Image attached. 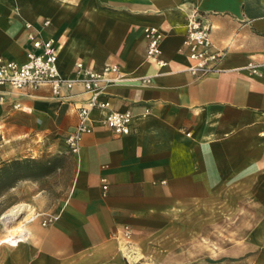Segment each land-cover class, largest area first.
<instances>
[{"label": "crops", "instance_id": "crops-1", "mask_svg": "<svg viewBox=\"0 0 264 264\" xmlns=\"http://www.w3.org/2000/svg\"><path fill=\"white\" fill-rule=\"evenodd\" d=\"M195 12L222 52L220 70L201 78L180 52ZM26 22L59 42L65 76L78 61L120 64L127 79L101 99L131 110L133 131L114 134L101 121L106 111L94 109L92 132L73 153L64 137L90 99L82 86L59 99L48 85L0 84V160L57 155L68 177L54 213L37 211L51 222H27L28 236L0 264H124V225L144 238L242 184L264 199V0H0V57L26 60ZM148 25L164 34L163 64L147 56Z\"/></svg>", "mask_w": 264, "mask_h": 264}, {"label": "rangeland", "instance_id": "rangeland-1", "mask_svg": "<svg viewBox=\"0 0 264 264\" xmlns=\"http://www.w3.org/2000/svg\"><path fill=\"white\" fill-rule=\"evenodd\" d=\"M28 152L0 160V241L6 234L1 217L9 207L26 202L34 211L52 214L65 195V158L33 155L32 151L26 155ZM25 158L44 163H19L11 172L1 169L12 160ZM247 188L242 184L241 193L231 187L211 194L203 204L197 201L189 213L180 212L171 223L144 238V232L142 237L135 236L131 225H124L131 232L126 236L121 231L119 236L124 264H264V199ZM38 218L43 221L42 215ZM13 246L0 242V262Z\"/></svg>", "mask_w": 264, "mask_h": 264}, {"label": "built area", "instance_id": "built-area-1", "mask_svg": "<svg viewBox=\"0 0 264 264\" xmlns=\"http://www.w3.org/2000/svg\"><path fill=\"white\" fill-rule=\"evenodd\" d=\"M50 20H45L44 25H49ZM30 50L23 62L0 57V84L10 83L19 88L48 85L56 98L69 97L70 92L80 85L83 91L90 94V99L85 105L78 106L79 121L75 128L64 137L67 148L76 153L80 149L83 136L92 132L90 124L91 112L94 109L105 110L102 123L114 134L123 136L133 131V113L131 110L116 109L111 100L101 99L108 88L115 86L127 79L124 70L117 62H107L101 69H93L78 61L74 65L71 76L61 74L58 58L60 44L56 38H44L38 34L33 25L25 23ZM144 36L147 41V56L156 59L163 64L161 56V42L163 32L158 26L148 25L144 28ZM190 64L186 68L194 76L199 78L219 71V63L222 52L217 49L212 40V26L204 14L195 12L187 22V30L180 47ZM252 65V64H250ZM142 82H148L149 76L141 78ZM1 100V98H0ZM107 188V183H103ZM53 216H47L43 225L48 224ZM123 233L130 236L128 226H123Z\"/></svg>", "mask_w": 264, "mask_h": 264}, {"label": "bare ground", "instance_id": "bare-ground-1", "mask_svg": "<svg viewBox=\"0 0 264 264\" xmlns=\"http://www.w3.org/2000/svg\"><path fill=\"white\" fill-rule=\"evenodd\" d=\"M37 215V211H34L31 205L26 202H19L9 207L1 217L6 234L0 242H9L16 246L21 240H25L28 236L26 224L35 219Z\"/></svg>", "mask_w": 264, "mask_h": 264}, {"label": "trees", "instance_id": "trees-1", "mask_svg": "<svg viewBox=\"0 0 264 264\" xmlns=\"http://www.w3.org/2000/svg\"><path fill=\"white\" fill-rule=\"evenodd\" d=\"M25 164V165H30L32 163H38L39 165H42L44 162L42 160H36L35 158H25V159H15L12 160L11 162L5 164L1 169L5 170V172H11L12 167H14L16 164Z\"/></svg>", "mask_w": 264, "mask_h": 264}]
</instances>
